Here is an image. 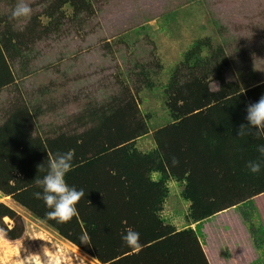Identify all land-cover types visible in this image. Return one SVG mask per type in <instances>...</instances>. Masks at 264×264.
I'll return each mask as SVG.
<instances>
[{"label":"trees","instance_id":"trees-1","mask_svg":"<svg viewBox=\"0 0 264 264\" xmlns=\"http://www.w3.org/2000/svg\"><path fill=\"white\" fill-rule=\"evenodd\" d=\"M44 1L49 3L39 14L49 19L47 25L32 20L19 31L13 29L16 20L0 18V90L15 84L12 63L37 39L58 30L63 5H70L75 14L92 10L90 0ZM226 65L223 48L213 47L209 38L192 44L164 86L170 121L152 131L154 147L147 151L136 145L149 127L133 92L125 91L114 104L86 110L76 118L81 131L42 136L17 90L0 123V194L101 263L209 264L195 230L175 229L160 211L170 181L181 186L189 224L240 203L250 205L254 196L264 193V170L253 174L246 167L247 161L259 158L256 147L264 139L254 136V128L237 136L240 125L247 126V105L264 95V82L243 91L224 78ZM211 79L218 81L216 90L210 89ZM68 150L75 156L65 180L82 188L85 196L71 220L57 222L34 195L40 191L35 181L44 175L39 165L46 169L55 154ZM250 216L245 211L244 217ZM6 217L15 222L11 227L3 222ZM19 220L13 209L0 203V230L6 238L20 237ZM128 228L140 233V251L122 242ZM249 228L253 232V225ZM254 231L261 247L263 229ZM85 235L87 243L81 242Z\"/></svg>","mask_w":264,"mask_h":264},{"label":"rangeland","instance_id":"rangeland-1","mask_svg":"<svg viewBox=\"0 0 264 264\" xmlns=\"http://www.w3.org/2000/svg\"><path fill=\"white\" fill-rule=\"evenodd\" d=\"M40 1L27 0L32 15L12 23L14 30L21 31L32 20L47 25L49 19L39 13L49 1ZM17 2L0 0V18L10 20ZM90 3L92 10L81 14L63 5L58 30L37 39L22 59L12 63L16 80L0 90V123L19 90L42 136L81 131L78 116L114 104L128 90L135 95L149 127L136 141L138 149L147 151L154 147L152 131L170 121L164 86L184 53L202 38L223 48L227 81L236 82L243 91L264 82V0ZM209 85L216 90L218 81L211 79ZM168 188L160 214L175 229L195 230L209 264H264V239L260 247L253 236H258L254 230L260 226L264 238V193L254 196L250 205L240 203L189 224V205L180 197L181 186L170 181ZM0 203L13 209L22 225L18 238L0 234V264H17L32 255L40 264H108L61 237L9 196L0 194ZM245 211L251 214L249 219ZM3 222L8 227L15 223L7 217Z\"/></svg>","mask_w":264,"mask_h":264},{"label":"clouds","instance_id":"clouds-1","mask_svg":"<svg viewBox=\"0 0 264 264\" xmlns=\"http://www.w3.org/2000/svg\"><path fill=\"white\" fill-rule=\"evenodd\" d=\"M32 9L27 0H18L16 5L11 9L10 19L18 20L20 18H30ZM247 126L241 124L237 136L248 135L247 128H254V136L264 139V95H262L256 102L250 103L246 108ZM259 153V158L256 160H249L246 162V167L249 172L258 174L264 170V143L258 144L256 147ZM75 156L74 150L59 152L48 162V165L43 168L38 166L44 175L36 179L35 183L40 188V191L34 195L42 199L45 206L50 209L47 216L50 219H55L57 222H67L77 214V203L85 196L82 188L78 189L73 185H69L65 177L72 169V163ZM3 234V230H0ZM121 240L129 248L140 251V233L132 228H128L122 235ZM88 237L82 236L81 242L87 243ZM34 261L35 264H40L37 256H26L24 260L17 261V264H29ZM51 264V262H50Z\"/></svg>","mask_w":264,"mask_h":264}]
</instances>
